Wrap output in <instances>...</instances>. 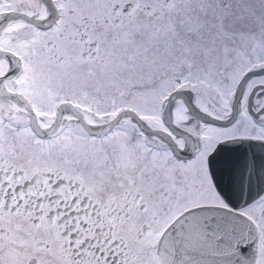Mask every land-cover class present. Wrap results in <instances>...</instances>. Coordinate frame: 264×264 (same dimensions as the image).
I'll return each instance as SVG.
<instances>
[{
	"label": "snow or ice",
	"instance_id": "6c2138e0",
	"mask_svg": "<svg viewBox=\"0 0 264 264\" xmlns=\"http://www.w3.org/2000/svg\"><path fill=\"white\" fill-rule=\"evenodd\" d=\"M0 264H264V0H0Z\"/></svg>",
	"mask_w": 264,
	"mask_h": 264
}]
</instances>
